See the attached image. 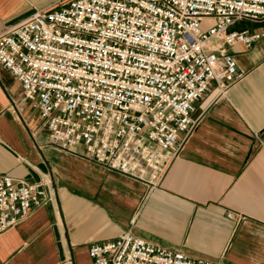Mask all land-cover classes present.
Listing matches in <instances>:
<instances>
[{
	"label": "built area",
	"instance_id": "obj_1",
	"mask_svg": "<svg viewBox=\"0 0 264 264\" xmlns=\"http://www.w3.org/2000/svg\"><path fill=\"white\" fill-rule=\"evenodd\" d=\"M242 19H264V0H64L0 33V63L54 145L152 189L197 127V101L242 78L229 47L263 36L232 29ZM54 198L47 176L0 174V233ZM88 254L92 264H218L131 229Z\"/></svg>",
	"mask_w": 264,
	"mask_h": 264
},
{
	"label": "crops",
	"instance_id": "obj_2",
	"mask_svg": "<svg viewBox=\"0 0 264 264\" xmlns=\"http://www.w3.org/2000/svg\"><path fill=\"white\" fill-rule=\"evenodd\" d=\"M64 0H0V33ZM263 33L229 47L241 79L196 103L195 130L160 187L54 145L21 82L0 63V174L53 183L52 203L0 233V264H92L88 248L131 229L153 243L218 264H264ZM134 220V223L132 221Z\"/></svg>",
	"mask_w": 264,
	"mask_h": 264
},
{
	"label": "rangeland",
	"instance_id": "obj_3",
	"mask_svg": "<svg viewBox=\"0 0 264 264\" xmlns=\"http://www.w3.org/2000/svg\"><path fill=\"white\" fill-rule=\"evenodd\" d=\"M81 153V152H80Z\"/></svg>",
	"mask_w": 264,
	"mask_h": 264
}]
</instances>
